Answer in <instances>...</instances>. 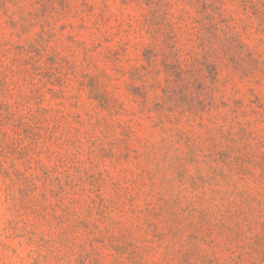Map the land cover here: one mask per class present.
<instances>
[{"label":"rangeland","instance_id":"rangeland-1","mask_svg":"<svg viewBox=\"0 0 264 264\" xmlns=\"http://www.w3.org/2000/svg\"><path fill=\"white\" fill-rule=\"evenodd\" d=\"M0 264H264V0H0Z\"/></svg>","mask_w":264,"mask_h":264},{"label":"trees","instance_id":"trees-1","mask_svg":"<svg viewBox=\"0 0 264 264\" xmlns=\"http://www.w3.org/2000/svg\"><path fill=\"white\" fill-rule=\"evenodd\" d=\"M164 92L166 93V91H164ZM143 105H144V109H145V107H146V102H144Z\"/></svg>","mask_w":264,"mask_h":264}]
</instances>
